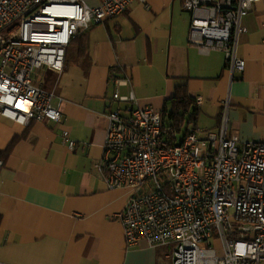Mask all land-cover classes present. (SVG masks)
I'll use <instances>...</instances> for the list:
<instances>
[{
    "label": "crops",
    "instance_id": "0c3cea01",
    "mask_svg": "<svg viewBox=\"0 0 264 264\" xmlns=\"http://www.w3.org/2000/svg\"><path fill=\"white\" fill-rule=\"evenodd\" d=\"M190 19L181 0L131 3L85 31V55L73 38L60 74L35 73L36 84L54 91V104L61 100L59 122L21 125L0 116V264H172V246L126 244L117 215L130 193L109 188L100 171L106 114L118 105L113 94L132 91L139 106L161 112L186 84L201 103L186 115L184 130L205 138L225 119L228 136L264 141V0L242 20L238 54L245 67L233 75L223 52L202 54L189 43ZM125 74L130 83L117 86Z\"/></svg>",
    "mask_w": 264,
    "mask_h": 264
},
{
    "label": "built area",
    "instance_id": "2783aa9c",
    "mask_svg": "<svg viewBox=\"0 0 264 264\" xmlns=\"http://www.w3.org/2000/svg\"><path fill=\"white\" fill-rule=\"evenodd\" d=\"M135 1L146 4L0 0V116L21 125L59 122L61 100L54 104V91L36 84L35 73L46 68L60 74L73 38ZM259 1L181 0L191 15L189 43L202 54L223 52L231 75L242 71V20ZM115 83L130 80L125 74ZM113 99L118 105L106 114L100 171L109 188L130 193L117 215L126 244L172 246V264H264V141L228 136L225 119L205 138L188 128L178 139L161 112L139 106L132 91H116ZM62 138L74 149L68 131Z\"/></svg>",
    "mask_w": 264,
    "mask_h": 264
},
{
    "label": "trees",
    "instance_id": "16d2710c",
    "mask_svg": "<svg viewBox=\"0 0 264 264\" xmlns=\"http://www.w3.org/2000/svg\"><path fill=\"white\" fill-rule=\"evenodd\" d=\"M86 38H87V33L85 32L79 36L77 35L74 38L75 41H77V46H75L74 48L78 55L86 54V47H87ZM68 50H70V48L66 50V56H67ZM196 112H197V108H196L195 99L188 96L187 90H186V84H181L176 87V90L173 96L167 99L166 106L161 111V118L164 124H166L165 119L169 118L172 121V123L168 126L175 128L178 132H180L181 126L185 120L186 115L193 117L196 114ZM184 133H185V130H184ZM14 142H15V139H13L10 142L9 144L10 146H8L7 150H9L12 147Z\"/></svg>",
    "mask_w": 264,
    "mask_h": 264
},
{
    "label": "rangeland",
    "instance_id": "374dc122",
    "mask_svg": "<svg viewBox=\"0 0 264 264\" xmlns=\"http://www.w3.org/2000/svg\"><path fill=\"white\" fill-rule=\"evenodd\" d=\"M155 109V108H154ZM157 110V109H156ZM158 111V110H157ZM186 118H185V120H184V122H183V124H182V130L180 131V133H179V136H178V139L181 137V135L183 134V131H184V127H185V125H186ZM165 123H166V125H170L171 123H172V121L169 119V118H166L165 119Z\"/></svg>",
    "mask_w": 264,
    "mask_h": 264
}]
</instances>
